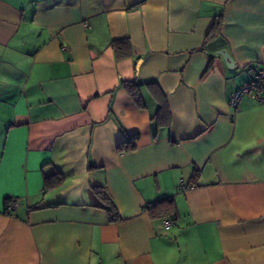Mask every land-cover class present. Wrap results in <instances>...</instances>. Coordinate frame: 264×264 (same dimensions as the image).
Segmentation results:
<instances>
[{"label": "crops", "instance_id": "crops-1", "mask_svg": "<svg viewBox=\"0 0 264 264\" xmlns=\"http://www.w3.org/2000/svg\"><path fill=\"white\" fill-rule=\"evenodd\" d=\"M262 66L264 0H0V264H264V102L228 103Z\"/></svg>", "mask_w": 264, "mask_h": 264}, {"label": "trees", "instance_id": "trees-1", "mask_svg": "<svg viewBox=\"0 0 264 264\" xmlns=\"http://www.w3.org/2000/svg\"><path fill=\"white\" fill-rule=\"evenodd\" d=\"M220 22H217L215 25V30L218 29ZM112 49L114 52V56L116 60L124 59L130 56V46L129 41L127 39H119L112 42ZM153 82H148L145 84H140L135 81L127 82L121 81L120 86L125 90L131 100L135 103V105L140 109H145V101L143 99L142 89L147 88L151 94L156 98L158 102V111L155 117L160 120H165L168 117L167 112V96L156 88L154 90ZM138 139V135L129 136L127 140L121 142L117 150L119 152H128L133 151L136 148V142ZM62 182V176L60 174H55L51 177L44 179V191L49 190L58 186ZM195 185L194 183L191 184ZM189 185V187L191 186ZM89 195L94 200V206L103 208L108 216L110 222H117L119 220V213L117 207L111 197L105 192V190L101 187H92L89 189ZM12 198H7L4 200V213L12 214L13 210L9 209V204ZM146 210L152 218L157 217H171L174 212L173 203L170 200H160L153 203H150L146 206ZM172 222V221H171Z\"/></svg>", "mask_w": 264, "mask_h": 264}, {"label": "built area", "instance_id": "built-area-1", "mask_svg": "<svg viewBox=\"0 0 264 264\" xmlns=\"http://www.w3.org/2000/svg\"><path fill=\"white\" fill-rule=\"evenodd\" d=\"M86 25V23L84 24ZM245 95H252L258 102H264V66L258 68L253 72L250 79L239 86L229 97V106L237 110L239 101ZM190 187H193L192 185ZM187 186L181 182L179 185V190L186 189ZM17 208V200L12 198L9 204L10 210H15ZM165 226L172 225L170 220L163 221Z\"/></svg>", "mask_w": 264, "mask_h": 264}, {"label": "water", "instance_id": "water-1", "mask_svg": "<svg viewBox=\"0 0 264 264\" xmlns=\"http://www.w3.org/2000/svg\"><path fill=\"white\" fill-rule=\"evenodd\" d=\"M218 54L223 58L226 66L228 68H233L234 67L233 59L228 55V53L225 50L219 51Z\"/></svg>", "mask_w": 264, "mask_h": 264}]
</instances>
